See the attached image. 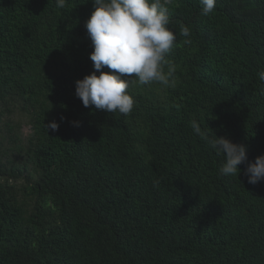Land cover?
I'll return each mask as SVG.
<instances>
[{
  "label": "trees",
  "instance_id": "trees-1",
  "mask_svg": "<svg viewBox=\"0 0 264 264\" xmlns=\"http://www.w3.org/2000/svg\"><path fill=\"white\" fill-rule=\"evenodd\" d=\"M92 11L0 0V264H264V0H171L175 86L130 87L127 116L75 95ZM193 120L247 146L240 175Z\"/></svg>",
  "mask_w": 264,
  "mask_h": 264
},
{
  "label": "clouds",
  "instance_id": "clouds-1",
  "mask_svg": "<svg viewBox=\"0 0 264 264\" xmlns=\"http://www.w3.org/2000/svg\"><path fill=\"white\" fill-rule=\"evenodd\" d=\"M170 2L92 0L93 11L84 27L93 47L89 58L94 71L76 81L75 91L85 107L94 106L97 110L127 116L135 104L128 91L130 87L159 84L167 89L175 86V66L168 60L176 41V33L170 28ZM200 4L201 15L208 16L214 11L216 0H200ZM56 6L65 8L66 0H56ZM179 34L189 37L190 29L181 25ZM105 67L110 71H104ZM257 78L264 82V70L257 73ZM190 126L223 157L220 175H240L239 165L248 158L246 145L234 143L225 136L208 134L196 120L191 121ZM47 127L48 131L55 132L59 124L53 120ZM245 174L250 184L264 180V155L257 156Z\"/></svg>",
  "mask_w": 264,
  "mask_h": 264
},
{
  "label": "rangeland",
  "instance_id": "rangeland-1",
  "mask_svg": "<svg viewBox=\"0 0 264 264\" xmlns=\"http://www.w3.org/2000/svg\"><path fill=\"white\" fill-rule=\"evenodd\" d=\"M30 127V124L26 121V119H24L23 129L21 131L23 136H26L30 132Z\"/></svg>",
  "mask_w": 264,
  "mask_h": 264
}]
</instances>
